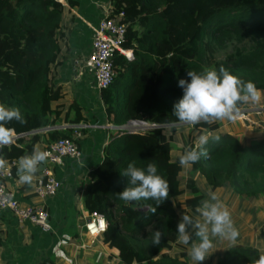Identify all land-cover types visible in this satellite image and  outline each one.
<instances>
[{
	"label": "trees",
	"instance_id": "16d2710c",
	"mask_svg": "<svg viewBox=\"0 0 264 264\" xmlns=\"http://www.w3.org/2000/svg\"><path fill=\"white\" fill-rule=\"evenodd\" d=\"M65 4L75 6L72 0ZM109 4L108 16L123 27L121 48L131 53V59L113 57V81L99 92L106 125L113 129L107 131L100 163L80 190L81 203L85 212L103 218L106 227L98 243L116 252L117 264H186L189 245L179 242L177 224L183 213L198 216L196 208L209 189L228 188L246 199L264 198V134L228 133L220 121L180 125L173 114L183 95L178 81L190 79L188 71L223 66L252 81L260 90V99L253 103L264 105V0H109ZM72 20L57 0H0V102L19 107L27 121L7 125L15 136L24 135L0 149L9 166L30 154L41 138L46 139L44 150L58 139L72 138L76 130L33 132L87 123L88 112L75 101L65 109L55 105L62 95L54 80L68 53ZM225 48L229 51L217 60ZM129 121L156 128L133 135L117 130ZM206 132L219 135L220 141H209L206 158L181 166L184 150L178 156L172 153L174 136L181 133L183 143L194 146ZM131 161L138 167L157 165L170 186L167 200L157 206L154 200L126 203L118 198L116 193L128 186L122 172ZM14 171L11 166V174ZM185 176L186 185L181 181ZM149 205L156 208L154 213L146 210ZM155 231L162 234L159 244L152 243ZM243 251L249 249L232 247L216 264H255L257 258Z\"/></svg>",
	"mask_w": 264,
	"mask_h": 264
},
{
	"label": "crops",
	"instance_id": "0c3cea01",
	"mask_svg": "<svg viewBox=\"0 0 264 264\" xmlns=\"http://www.w3.org/2000/svg\"><path fill=\"white\" fill-rule=\"evenodd\" d=\"M57 1L69 10L73 20L67 33L68 53L54 80L62 95L55 105L65 109L70 100L75 101L88 112L87 123L79 126L64 124L33 133L69 128L76 130L74 132L80 136L76 139L80 158L77 162L64 160L60 166L46 162L36 173L31 185L19 182L18 160L14 161L15 171L12 178L4 182L5 188L14 195L20 207L37 206L43 209L48 214L50 231L45 233L30 225H16L7 213L0 212V264H117L116 252L100 245L98 239L90 244V239L83 230V217L87 212L81 203L80 190L88 182L87 174L101 161L102 149L108 141L107 131L111 127L106 125L98 99L99 92L94 88L91 74L83 67L74 65V61L81 64L89 51L92 33L85 24L95 27L103 17L109 0H72L75 3L73 8H69L65 0ZM240 109L247 111L248 118L259 122L261 127L250 128L237 120H223L220 121L222 128L233 134L255 136L264 134V105L248 102L242 104ZM80 130L84 132L81 133ZM23 136L18 135L14 139ZM45 140V137L41 138V143L35 145V148L42 150ZM44 172L58 181L60 187L55 196L39 199L33 188L37 180L44 178ZM216 193L228 206L232 216H237V212L242 211L244 217L241 219L238 216L235 222L239 232L236 240L232 242L215 239L213 248L209 250L202 264H216L232 247L249 249L243 252L257 258L258 261L264 256V198L246 199L233 194L228 188ZM240 236L244 239L241 240ZM189 250L190 246L187 250L186 264H195Z\"/></svg>",
	"mask_w": 264,
	"mask_h": 264
},
{
	"label": "clouds",
	"instance_id": "9594fccd",
	"mask_svg": "<svg viewBox=\"0 0 264 264\" xmlns=\"http://www.w3.org/2000/svg\"><path fill=\"white\" fill-rule=\"evenodd\" d=\"M188 80L180 79L178 87L183 91L182 97L174 105L173 114L180 125L195 126L213 121H234L240 115V106L260 99V90L252 81H244L223 66L196 71H188ZM12 121L26 123L19 107H10L0 102V149L14 142L15 131L8 127ZM219 142V135L206 132L197 137L194 146H188L179 157L181 166H191L208 156L206 145L209 141ZM49 153L36 147L30 154L18 158L17 174L21 184L31 185L36 173L46 164ZM7 159L0 151V171L6 169ZM127 177L128 186L116 193L120 200L139 202L154 200L155 205L162 204L169 196V183L158 174L157 165L149 163L146 167H138L135 161L127 164L122 172ZM146 210L155 212L153 206ZM198 216L183 213L178 224V240L189 245V255L195 264H202L213 248L217 238L234 242L239 235L228 206L211 189L207 198L200 201L196 208ZM195 237V239H194ZM162 238L160 231H155L153 244H159ZM256 264H264L261 256Z\"/></svg>",
	"mask_w": 264,
	"mask_h": 264
},
{
	"label": "built area",
	"instance_id": "2783aa9c",
	"mask_svg": "<svg viewBox=\"0 0 264 264\" xmlns=\"http://www.w3.org/2000/svg\"><path fill=\"white\" fill-rule=\"evenodd\" d=\"M109 7L110 4L95 27L85 24L92 33L89 51L81 64L74 61V65L80 66L79 68L83 67L87 73L91 74L93 85L97 92L108 88L113 81L112 59L115 55H120L126 60L131 59V53L121 48L124 29L117 23V20L109 18ZM235 120L243 122L250 128L258 129L261 127L259 122L248 118L245 110H241L240 115ZM128 123V126L138 125L139 132L146 127H155L154 125L136 121H129ZM79 137V134L74 132L72 138L58 139L50 144L43 150L49 153L47 163L53 166H60L65 158L78 160L80 152L75 141ZM11 166H14V162L11 163ZM11 166L7 165L5 170L0 171V212L7 213L16 225L26 224L36 227L42 232H49L48 214L37 206L20 207L14 195L5 188L4 182L12 178ZM59 187L60 183L53 179L49 173L44 172V178L37 180L33 192L39 199L51 198L57 194ZM105 227L103 218L95 213H86L83 217V230L90 239V244L99 238Z\"/></svg>",
	"mask_w": 264,
	"mask_h": 264
},
{
	"label": "rangeland",
	"instance_id": "374dc122",
	"mask_svg": "<svg viewBox=\"0 0 264 264\" xmlns=\"http://www.w3.org/2000/svg\"><path fill=\"white\" fill-rule=\"evenodd\" d=\"M228 48H225L223 51L219 52L217 55H216V59L217 60H221L224 55L228 52ZM124 84H121V87L123 86ZM118 90H121L123 92V89H120V87H118ZM137 128V127H136ZM135 128V129H136ZM248 130H250V128H248ZM189 145L188 144H184L183 141L181 140V133H177L175 136H174V144L171 145V151L172 153L175 155V156H178L179 155V150L183 149L185 150L186 147H188ZM64 160H72V159H69V158H65ZM63 160V161H64ZM72 161H75L77 162L78 160H72ZM68 162V161H66ZM182 181V184L184 183V185H186L188 182H189V179L185 176L181 179ZM179 207H182V205H180ZM237 216H232V219L234 221V224L235 222L237 221L238 219V216L242 219L244 216L242 215V211L241 212H237L236 214ZM254 219H252L253 221ZM236 226V224H235ZM240 239H241V236H240ZM244 239V238H243ZM241 239V240H243ZM177 241V239H176ZM175 241V242H176ZM174 257L177 255V253H173Z\"/></svg>",
	"mask_w": 264,
	"mask_h": 264
},
{
	"label": "water",
	"instance_id": "95a60500",
	"mask_svg": "<svg viewBox=\"0 0 264 264\" xmlns=\"http://www.w3.org/2000/svg\"><path fill=\"white\" fill-rule=\"evenodd\" d=\"M128 125L129 123H127L125 126L117 128V130H121L124 133L129 134V135H133L139 132L140 129H133V128H130ZM153 128L155 127H148V128L146 127L145 129H141V130H147V129H153ZM110 129H113V128H110Z\"/></svg>",
	"mask_w": 264,
	"mask_h": 264
},
{
	"label": "bare ground",
	"instance_id": "6f19581e",
	"mask_svg": "<svg viewBox=\"0 0 264 264\" xmlns=\"http://www.w3.org/2000/svg\"><path fill=\"white\" fill-rule=\"evenodd\" d=\"M130 127V126H129Z\"/></svg>",
	"mask_w": 264,
	"mask_h": 264
}]
</instances>
